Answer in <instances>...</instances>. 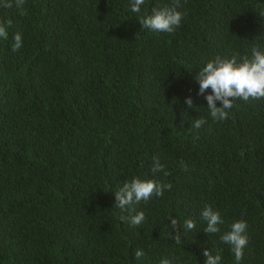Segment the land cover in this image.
<instances>
[{
    "label": "trees",
    "instance_id": "16d2710c",
    "mask_svg": "<svg viewBox=\"0 0 264 264\" xmlns=\"http://www.w3.org/2000/svg\"><path fill=\"white\" fill-rule=\"evenodd\" d=\"M174 3L145 0L139 14L131 0L0 8L12 20L0 39V264H204L205 249L221 264H264V99H236L215 121L195 78L216 56L264 49V0H179L173 32L142 30L141 15ZM156 158L172 187L141 201L146 218L133 226L116 191L152 178ZM209 204L220 233L204 231ZM189 217L196 228L184 231ZM236 220L247 224L239 262L220 240Z\"/></svg>",
    "mask_w": 264,
    "mask_h": 264
},
{
    "label": "clouds",
    "instance_id": "9594fccd",
    "mask_svg": "<svg viewBox=\"0 0 264 264\" xmlns=\"http://www.w3.org/2000/svg\"><path fill=\"white\" fill-rule=\"evenodd\" d=\"M178 2L172 5H157L152 8L150 14L141 15L139 23L142 30L152 32H173L182 21L183 13L178 10ZM21 9L25 0H0V8L10 9L13 6ZM145 0H131V11L141 13V6ZM264 15V13H261ZM12 26L11 19L0 18V39L7 40L9 29ZM139 33H137L138 35ZM12 50L19 51L22 47V35L16 32L13 37ZM196 80L199 83V95H204L207 101V109L211 118L215 121H224L229 117V110L234 106L233 101L236 99L260 100L264 99V49L253 46L250 55L245 53H233L229 56H216L208 60L196 73ZM211 89L210 92L208 90ZM205 93H207L205 95ZM220 102L219 104L217 102ZM185 103L191 107L193 100L191 97L186 98ZM205 123L204 119H196L192 122L191 127L199 128ZM183 165V161H181ZM152 178L139 176L125 182L122 187L116 191L117 207L121 210H127L128 216H121L122 221L129 222L133 226H140L145 221V212L137 211V205L141 202H147L153 196L161 197L164 191L170 190L172 185L165 183L157 178L158 173H163L166 177L170 173L166 170V165L162 164L159 158H156L152 166ZM201 218L206 221L204 231L209 234L220 233V225L224 223L218 210H214L212 205H205L200 213ZM178 221L172 218V226L175 227ZM184 231L196 228V221L191 217L183 221ZM247 224L244 220H236L231 224L230 230L223 232L220 240L230 245L234 253L235 260L241 261L243 250L248 243L246 235ZM177 243L180 242L181 236L177 232L175 235ZM144 255L142 249H136L135 257L137 259ZM204 264H221L222 257L219 252L213 254L212 250L205 249ZM159 264H182L179 258L164 257L159 260ZM186 264V262H184Z\"/></svg>",
    "mask_w": 264,
    "mask_h": 264
}]
</instances>
